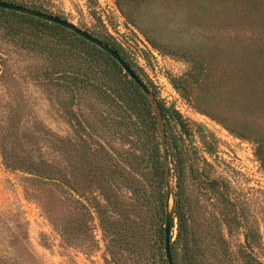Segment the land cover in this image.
I'll return each instance as SVG.
<instances>
[{
	"label": "rangeland",
	"instance_id": "374dc122",
	"mask_svg": "<svg viewBox=\"0 0 264 264\" xmlns=\"http://www.w3.org/2000/svg\"><path fill=\"white\" fill-rule=\"evenodd\" d=\"M42 1L54 14L93 35L109 36L134 63L158 100L172 107L181 103L183 108L179 111L191 129L189 141L197 151L199 172L206 178L227 182L228 195L239 216L257 228L259 244L253 252L264 262V168L255 157V145L197 112L170 81L171 76L187 68L180 53L202 56L205 67L212 71L210 85L214 86L219 111L232 110L235 117L252 116L264 125V99L263 104L255 105L247 89L249 85L255 87L264 97V65L255 66L251 62L257 47L264 49V0ZM149 38L160 47H152ZM150 48L156 56L150 53ZM42 66L38 56L0 39V139L11 141L13 133L16 139H21L26 130L37 132V136H44L43 130L61 137L70 135L74 182L71 202L66 210L56 192L42 190V185L31 180L29 173L5 166L0 155V264L10 260L18 264H110L99 216L94 210L88 214L83 209L92 192L104 202L87 175L89 164L82 158L78 141L82 131L75 120L68 121L69 115L59 106L57 88L40 82ZM239 70H249L250 74L241 76ZM18 118L19 129L15 133L12 120ZM114 126L98 127L96 132L104 141V150L93 157L96 165L103 168V180L111 183L108 193L115 202L104 213L121 224L120 230L123 222L129 226L130 248L121 253L126 264H149L151 249L145 243L139 252L136 229L139 222L149 218L150 210L148 203L139 208L138 199L121 183L124 165L129 169L131 162L124 151L128 146L122 144ZM173 131L177 133L179 128L175 126ZM24 141L23 138L20 144L24 145ZM136 172L130 176L138 178ZM192 175L188 170L184 183L191 210L195 193L208 190L203 184L198 189ZM173 188L177 191L175 179ZM43 202L54 209L51 210L54 222L43 210ZM199 207L200 227H215L209 212L218 209L208 201ZM65 217L72 225L68 243L59 230ZM242 230L226 235L232 250L243 242ZM175 232L174 228L173 238Z\"/></svg>",
	"mask_w": 264,
	"mask_h": 264
},
{
	"label": "trees",
	"instance_id": "16d2710c",
	"mask_svg": "<svg viewBox=\"0 0 264 264\" xmlns=\"http://www.w3.org/2000/svg\"><path fill=\"white\" fill-rule=\"evenodd\" d=\"M4 1L54 14L42 0ZM118 5L120 7V1ZM95 36L117 50L138 74L134 63L109 36ZM0 39L42 60V70L38 75V78L41 77L40 82L57 88L56 99L59 106L69 115L68 121L75 120L82 131L78 141L83 150L82 158L89 164L87 175L105 203L92 192L83 209L88 214L94 210L99 216L106 236V250L111 258L109 263L126 264V257H121L129 250L131 237L127 223L123 222L120 230L121 224L113 220L110 214L104 213L107 208L112 205L114 207L115 202L108 193L111 183L107 179L103 180V168L98 167L93 158L104 150V141L96 132L98 127L114 124V130L122 144L128 146L124 151L131 162L129 169L132 168L130 172L124 165L121 183L138 199L139 208L148 203L150 210L149 218L139 222L136 229L139 252L147 243L151 249L150 263L167 264L164 252L166 188L163 155L159 125L147 97L109 54L58 24L0 8ZM149 39L152 47H160L156 40ZM180 54L186 61L187 68L181 74L171 76L174 89L197 112L223 125L232 135L251 141L255 145V157L264 168V125L259 124L252 116L235 117L232 110L226 109L225 113H221L214 96V86L210 85L213 81L212 71L205 67L202 56L189 52ZM251 62L255 66L264 65V49L261 46L257 47ZM238 73L247 76L250 71L239 70ZM247 89L248 95L254 98L255 105L263 104L264 97L255 87L249 85ZM154 94L156 96L155 92ZM159 105L165 123L168 158L177 187L176 232L170 244L175 264H264L253 252L259 244L257 228L251 223L243 222L239 216L234 208L235 203L228 195L227 182L214 177L206 178L199 172L197 163L200 162L196 149L190 145L191 129L188 122L179 111L160 99ZM12 121L13 130L17 133L20 118ZM175 126L179 128L177 133L173 131ZM42 132L44 136H37V132L26 130L21 139H16L14 133L11 141L1 138L2 162L9 168L29 173L31 180L42 185V190L56 192L58 200L68 210L74 187L69 152L71 136L61 137L47 130ZM23 138L24 145L20 144ZM57 152L59 156H56ZM125 163L129 165L128 161ZM188 170L193 172L192 177L196 180L198 189L203 185L208 187L207 192L195 193L193 210L190 207L192 204H187L184 194ZM136 171L138 178L130 176L131 173L135 175ZM144 179L148 182H144ZM204 201L218 209L209 212L215 227L199 225L198 209ZM42 208L54 222L52 206L43 202ZM64 219L59 230L68 243L71 241L72 225L69 218ZM237 229H243V242L238 244L236 250H232L226 235ZM6 264L18 263L10 260Z\"/></svg>",
	"mask_w": 264,
	"mask_h": 264
},
{
	"label": "water",
	"instance_id": "95a60500",
	"mask_svg": "<svg viewBox=\"0 0 264 264\" xmlns=\"http://www.w3.org/2000/svg\"><path fill=\"white\" fill-rule=\"evenodd\" d=\"M0 8H4L6 10L16 11L22 14L34 16L45 21L58 24L62 27L69 29L70 31L76 33L92 44L96 45L107 54H109L124 70L125 73L128 74L129 78L132 79L135 84L141 89L143 94L149 100L154 114L156 116L159 131H160V140H161V150H162V159L164 166V176H165V188H166V211H165V219H164V252L167 264H175L170 244L173 239V229L175 228V213L177 206V193L173 188V179L174 176L171 171V164L168 158L167 152V142H166V131H165V123L162 116L161 108L159 105V100L155 96L154 92L149 88V86L141 79V77L135 72V70L130 66L127 60L112 46L88 32L85 29L80 28L76 24L70 22L69 20L62 18L56 14L48 13L42 10H38L35 8H30L27 6H23L20 4H15L11 2H7L4 0H0Z\"/></svg>",
	"mask_w": 264,
	"mask_h": 264
},
{
	"label": "built area",
	"instance_id": "2783aa9c",
	"mask_svg": "<svg viewBox=\"0 0 264 264\" xmlns=\"http://www.w3.org/2000/svg\"><path fill=\"white\" fill-rule=\"evenodd\" d=\"M134 35V34H133ZM135 36V35H134ZM150 53L154 54L156 56V52L150 48ZM144 63V61H142ZM144 66V64H142ZM145 67V66H144ZM177 111H179L183 106L181 103H177L175 106H173ZM180 112V111H179ZM181 113V112H180Z\"/></svg>",
	"mask_w": 264,
	"mask_h": 264
}]
</instances>
